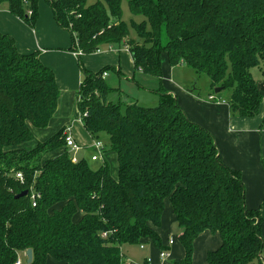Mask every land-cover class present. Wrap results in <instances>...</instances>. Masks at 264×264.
Here are the masks:
<instances>
[{
	"label": "trees",
	"instance_id": "1",
	"mask_svg": "<svg viewBox=\"0 0 264 264\" xmlns=\"http://www.w3.org/2000/svg\"><path fill=\"white\" fill-rule=\"evenodd\" d=\"M27 1L0 0V6L8 3L34 26L39 0ZM47 2L73 35L72 49L82 52L83 125L96 140L107 135L105 148L117 154L119 172L114 177L106 160L74 163L65 128L24 147L35 139L33 127L49 125L60 89L36 53L21 54L14 38L0 32V264H28V249L30 264H46L49 256L59 264H126L123 247L145 240L168 250L157 231L168 199L186 252L176 263L192 264L195 239L210 230L222 243L209 251V264H264L261 211L248 208L242 174L223 162L213 135L162 88L153 107L116 102L110 97L119 89L103 77L111 67L93 73L81 58L126 46L138 71L161 80L167 53L171 66L184 65L207 75L213 90L221 87L215 95L229 91L233 115L255 116L263 94L251 69L264 62V0Z\"/></svg>",
	"mask_w": 264,
	"mask_h": 264
},
{
	"label": "crops",
	"instance_id": "2",
	"mask_svg": "<svg viewBox=\"0 0 264 264\" xmlns=\"http://www.w3.org/2000/svg\"><path fill=\"white\" fill-rule=\"evenodd\" d=\"M38 11L36 24L30 26L10 11L8 3L0 6V32L14 38L21 54L36 53L39 60L52 69L60 89L58 108L49 125L45 128L33 127L35 139L27 142L24 147L32 149L38 142L45 141L60 129L70 128L76 140L83 146L81 150L90 152L92 156L96 153L92 148L96 139L85 129L78 109L83 74L79 56L72 49L73 35L58 24L47 0H39ZM81 58L84 67L93 73H99L111 67L107 70L108 75L105 80L118 85L119 91L114 93L115 98L111 95L113 99H116L119 94L122 96L128 94L123 90V82L128 83L132 90L136 88L140 93L141 82L139 80L143 78L139 76H143L144 73L136 69L128 47L104 49L82 55ZM113 71L118 77L112 75ZM251 73L263 94L258 113L251 117L232 114L230 104L226 100L230 96L229 91L226 94L223 92L222 96L218 95L217 99H210V95L215 92L212 87L207 90L206 95H202L201 89L192 91L189 88L192 82L189 69L184 65L171 66L167 53L163 54V76L159 80L160 85L157 89L162 88L173 94L186 116L213 135L223 162L228 167L241 172L246 187L248 208L261 211L263 218L261 232L264 239V62L252 68ZM139 99L134 97L128 102L139 103ZM77 117L81 120L76 121L79 120ZM104 160L110 164L112 175L118 177L117 154L106 147L102 159L93 162L99 165ZM80 219L81 214L78 213L75 221ZM157 231L163 246L168 248L169 256L161 257L160 249L155 247L151 241L145 240L143 241L144 247L139 244L138 247L136 246L138 249L132 252L133 257L140 255L138 260L131 256L130 251L133 246L123 247L126 264H137V261L143 264L148 257L151 258L149 264H178L176 261L185 258V248L179 239L181 231L169 199L166 200L162 222ZM171 238H174L173 245L169 244ZM221 243L219 233L210 230L203 231L194 241L192 264H209L207 259L209 251L219 248ZM125 248L128 253L125 252ZM262 259L264 261V249ZM46 264H59V262L49 256ZM77 264L84 263L78 262Z\"/></svg>",
	"mask_w": 264,
	"mask_h": 264
},
{
	"label": "rangeland",
	"instance_id": "3",
	"mask_svg": "<svg viewBox=\"0 0 264 264\" xmlns=\"http://www.w3.org/2000/svg\"><path fill=\"white\" fill-rule=\"evenodd\" d=\"M95 0H89V3H93ZM123 10H124V17L128 20L129 19V16H130V12H129V8H128V4L126 1L123 2ZM189 73H190V77L192 82L190 83V89H194V87H196V89L194 91H197L198 89L202 91V95H206L207 94V90H210L211 89V84H210V79L207 75L205 74H201V75H197L192 69L190 70L189 69ZM112 75H117L116 72H112ZM180 76V74H179ZM139 77H142L143 80H139L140 82V85H141V90H140V93L137 92L136 88L135 90H132L129 86L128 83H124L123 82V90L126 91L128 94H125V95H117L116 99H113L115 100L116 102H120V100L122 102H128L129 100H132L134 97L135 98H140L139 100V104H142L144 106H156L159 101H160V94H159V89L158 86L160 85V82H159V79L158 78H155V77H152V76H148L146 74H143L140 75ZM132 82V81H131ZM110 86L114 87V88H118V85H116V83H111L110 81L108 82ZM227 92L225 91V94ZM115 95L116 94H112V96L115 98ZM142 95V97H141ZM111 96V97H112ZM112 97V98H113ZM120 99V100H119ZM79 119V117H77ZM81 119L79 120H76V121H80ZM52 130V129H51ZM34 133V132H33ZM35 136V135H34ZM100 141H102V143L105 145L107 144V141H108V137L106 134H102L101 137H100ZM69 154H71L69 152ZM87 161V163L90 165V166H98L96 165L97 163L96 162H93L91 160V153L86 151V150H81L79 151V158L80 159H83V158ZM179 227V226H178ZM133 246L132 250L130 251L131 253V256L133 257L132 255V252L136 251L138 248L137 245H131ZM137 246V247H136ZM129 249V248H128ZM126 253H128L127 251V248L124 249ZM129 253V254H130ZM134 259L136 258V260H138L140 258V255L137 254V256L133 257ZM138 263L137 264H142L141 261H137Z\"/></svg>",
	"mask_w": 264,
	"mask_h": 264
},
{
	"label": "built area",
	"instance_id": "4",
	"mask_svg": "<svg viewBox=\"0 0 264 264\" xmlns=\"http://www.w3.org/2000/svg\"><path fill=\"white\" fill-rule=\"evenodd\" d=\"M23 1H24V3L28 2L27 0H23ZM27 12L29 15L32 13L31 10H28ZM75 53L78 56L82 54L80 49L75 51ZM107 75H108V72L105 71L103 73V77L105 78ZM210 99H217V95H215V94L210 95ZM81 117H82V115H81ZM65 146H66L68 152L71 153L70 155H71L72 161L74 163L79 162L81 160L79 158V151H81L83 146L76 140V138H75V136H74V134L70 128H67L65 130ZM92 148L96 151V153L91 156V160L92 161H98V160L102 159V155H103L104 149H105V145L102 143V141L95 140L93 145H92ZM17 178H19L20 180H23L22 173H18ZM31 199H32L33 205L35 206L36 205V197L34 194L31 196ZM169 244L170 245L174 244V238H171L169 240ZM141 247H144V243H141ZM160 255L163 258H167L169 256V252H168V250H161ZM150 262H151V258L148 257L145 259V262L143 264H149ZM16 264H21V261L19 260Z\"/></svg>",
	"mask_w": 264,
	"mask_h": 264
},
{
	"label": "water",
	"instance_id": "5",
	"mask_svg": "<svg viewBox=\"0 0 264 264\" xmlns=\"http://www.w3.org/2000/svg\"><path fill=\"white\" fill-rule=\"evenodd\" d=\"M196 89V87H194V89L192 91H194ZM215 93H219L222 91L221 87H216L215 88ZM28 190H25L23 192H21L20 194L17 195V197H21V196H26L28 194ZM26 257H27V263L30 264L33 262V250L32 249H28L26 252Z\"/></svg>",
	"mask_w": 264,
	"mask_h": 264
}]
</instances>
